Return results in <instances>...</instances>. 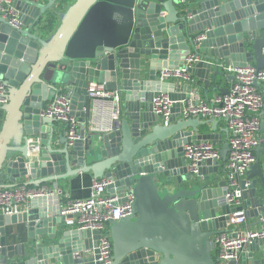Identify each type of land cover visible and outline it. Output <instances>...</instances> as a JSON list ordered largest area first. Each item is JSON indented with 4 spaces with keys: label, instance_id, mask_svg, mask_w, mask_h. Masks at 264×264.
<instances>
[{
    "label": "water",
    "instance_id": "95a60500",
    "mask_svg": "<svg viewBox=\"0 0 264 264\" xmlns=\"http://www.w3.org/2000/svg\"><path fill=\"white\" fill-rule=\"evenodd\" d=\"M68 2L12 0L19 27L0 16V83L8 99L0 106L7 113L0 130V188L4 181L24 179L30 190L54 192L59 181L81 173L110 178L109 195L130 189L135 194L132 214L108 222L112 264H215V237L232 231L229 214L237 209L225 198L227 180L219 172L229 142L219 150L220 159L189 169L184 146L215 142V132L200 133L198 126L211 123L214 131L221 118L182 116L181 100L192 93L199 97V90L194 83L162 81L158 70L199 57L189 71L203 81L205 95L228 93L215 82L224 74L217 66L221 60L264 68V0ZM56 19L59 25L47 34ZM92 85L124 100L123 114L110 130H86L93 117ZM254 85L263 91L264 81ZM159 91L173 100L169 124L153 110ZM62 92L81 123V137L72 143L58 121L43 114ZM260 118L264 130V108ZM263 148L255 150L247 171L248 218L264 212ZM61 200L57 192L37 195L28 210L0 213V264H93L102 231L66 225ZM248 246L264 251L259 239ZM242 260L264 264V253L250 251Z\"/></svg>",
    "mask_w": 264,
    "mask_h": 264
},
{
    "label": "built area",
    "instance_id": "2783aa9c",
    "mask_svg": "<svg viewBox=\"0 0 264 264\" xmlns=\"http://www.w3.org/2000/svg\"><path fill=\"white\" fill-rule=\"evenodd\" d=\"M0 16L12 26L19 27V11L12 0H0ZM203 36H199L201 40ZM200 60L190 56L180 68H162L158 72L160 80H179L194 83L189 69ZM220 67L235 76V80L226 94L216 95L212 101L196 97L181 100L184 117H200L202 119L219 117L226 118L229 128L228 142L230 150L227 156L226 177L228 189L225 193L227 202L236 211L229 214L233 231H224L215 237L217 260L215 264H236L243 250L254 240L259 239L264 244V214L259 216L258 229H242L247 222L246 209L243 207V191L251 185L247 177L249 167L255 162V150L259 145L264 146V137H258L260 130V112L264 108V94L255 87L256 80L264 81V68L254 65H235L231 62L220 61ZM88 96L93 104V117L87 122L90 133L110 130L113 123L120 118L121 98L117 93L103 90L100 85L89 87ZM8 101L6 87L0 83V106ZM153 110L160 115L165 124H169L172 115L173 100L165 91L157 92L153 99ZM70 96L62 92L57 95L43 111L44 115L55 118L65 130L69 143L80 138L78 130L81 123L72 113ZM32 138L29 139V142ZM185 156L189 162V169L197 170L200 162L206 159H220V151L210 141H193L184 146ZM113 182L110 178H100L92 181L88 197L83 199L61 202L60 213L65 216V223L69 227L79 230H100L102 234L97 246L98 253L93 264H112V241L108 228L110 220L119 221L130 216L133 212L135 194L132 189L124 191L122 196L106 194L107 187ZM55 191L30 190L26 185L19 184L0 188V213L14 215L23 212L24 205L34 196L53 194L60 196L63 190ZM234 233L236 235H234Z\"/></svg>",
    "mask_w": 264,
    "mask_h": 264
},
{
    "label": "crops",
    "instance_id": "0c3cea01",
    "mask_svg": "<svg viewBox=\"0 0 264 264\" xmlns=\"http://www.w3.org/2000/svg\"><path fill=\"white\" fill-rule=\"evenodd\" d=\"M38 1L42 2L44 4L49 2V0H38ZM73 1L74 0H69L68 3H71ZM58 25H59V20L56 19L55 21L52 22V25L47 30V34L53 33ZM221 61H227V60H221ZM227 62H229V61H227ZM216 65L217 64L214 63L212 66V71H211V75H210L211 78H212V75L214 73V69H215ZM217 66L219 67V69L224 74L222 76L217 75L215 82L218 85H220L222 88L230 90L235 78L234 79L231 77L227 78L226 75H233V74L228 73L227 71L223 70L219 64ZM158 72H159V70H158ZM193 78H194V84L193 85L199 90V98L205 99L208 101H212L216 95H221V93L219 91L210 90L208 96H206L205 92H204L205 88H203V81L197 76H193ZM169 81L175 82L177 84L183 83L182 81H179V80H172L171 79ZM213 82L210 85V89H211ZM262 90H263L262 92H264V89H262ZM195 96L197 97V95H195ZM121 110H122V112L120 114V117L122 116L123 111H124V100L123 99H121ZM6 118H7V113L4 110H2V108L0 107V130H1V128L5 122ZM209 119H211V118H206L203 120L207 121ZM86 125H88V123H86ZM211 128H212L211 123H204V124H201L198 126V130L200 133H209V132L213 133V132H215L217 134L215 142H212V141H210V142L215 146V148L220 150L222 148V146L226 142H228L229 128H228V124H227V119L221 118L218 121L216 128H214V131H211ZM86 130L88 131L87 126H86ZM189 130H191V129H189ZM257 135H258V137H264V130H259ZM57 142L58 141L56 140L55 143L57 144ZM260 153H261V159H264V148L262 150H260ZM255 155H257L256 151H255ZM226 164H227V160L225 162L224 161L220 162L219 172L221 173V177L223 179H225V177H226ZM93 180H94V178H93V175L91 173H81V174H79L73 178L68 179V180L59 181L58 182L59 188L63 190V194L61 195V198H62L61 201L63 203H65V202H68L69 200L83 199V198L88 197L89 192H90V186H91V183ZM24 182H27V181H24V179H22V181L7 180V181H4L2 183V185H4V187L5 186H11V185H19V184L25 185L26 183H24ZM51 185H52V183H50V186ZM1 188H3V187H1ZM106 194H108V193L106 192ZM257 194H261V186L259 183H258ZM28 209H29V203L27 202L24 205L23 211L28 210ZM261 214H264V212H260L258 215L254 214L253 216H250L249 218L247 217V222H246V224L243 225L242 229H247V228L248 229H258L260 227L259 216ZM20 228H22V227H20ZM231 229L233 231L235 229V227L231 226ZM250 251H253L254 254L258 257L263 256V253H264V251L262 249L255 250L253 248H250V246H246V248L243 250L242 254H240L236 264H243L242 263L243 262V260H242L243 254H247ZM217 253H218V251H217V247H216V250H214V252H213L215 257L217 256Z\"/></svg>",
    "mask_w": 264,
    "mask_h": 264
},
{
    "label": "flooded vegetation",
    "instance_id": "af4514ba",
    "mask_svg": "<svg viewBox=\"0 0 264 264\" xmlns=\"http://www.w3.org/2000/svg\"><path fill=\"white\" fill-rule=\"evenodd\" d=\"M159 78V77H158ZM23 230V228H21Z\"/></svg>",
    "mask_w": 264,
    "mask_h": 264
},
{
    "label": "trees",
    "instance_id": "16d2710c",
    "mask_svg": "<svg viewBox=\"0 0 264 264\" xmlns=\"http://www.w3.org/2000/svg\"><path fill=\"white\" fill-rule=\"evenodd\" d=\"M108 228H109V226H108Z\"/></svg>",
    "mask_w": 264,
    "mask_h": 264
}]
</instances>
